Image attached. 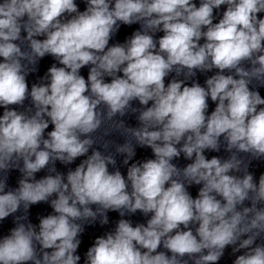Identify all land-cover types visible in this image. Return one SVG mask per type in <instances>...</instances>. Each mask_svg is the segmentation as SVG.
<instances>
[{
    "label": "clouds",
    "instance_id": "clouds-1",
    "mask_svg": "<svg viewBox=\"0 0 264 264\" xmlns=\"http://www.w3.org/2000/svg\"><path fill=\"white\" fill-rule=\"evenodd\" d=\"M86 2L83 12L75 0L0 2V106L5 109L0 116V172L5 174L0 178V220L21 206L27 213L30 205L57 197L51 200L56 214L42 217L38 232L21 222L26 215L15 217L16 227L0 239V264H78V236L84 231L78 221L99 217L107 224L109 210L122 217L138 210L153 215L147 226L120 219L114 233L96 238L86 264H188L185 256L194 264H216L229 245L234 252L247 249L234 264H264V245L253 246L264 234V207H258L264 204V174L257 185L238 156L264 157V107L258 108L264 98L249 88L253 80L264 85V18L257 15L264 12V0H201L199 7L193 0ZM221 5L227 9L213 23V11ZM65 14L71 18L62 20ZM118 22H140L143 31L108 47ZM22 29L27 33L23 38ZM156 31L164 32L158 49L149 34ZM39 36L46 38H34ZM24 40L30 51L15 43ZM46 54L63 67L53 64L47 73L50 83L33 84L29 93L26 75L34 69L28 66ZM244 62L251 67H243ZM87 65L92 67L86 81L79 71ZM213 68L219 71L206 79V87L176 79L165 85L173 71L187 79L194 70ZM225 70L239 78L224 75ZM29 95L33 115L8 108L23 105ZM209 97L216 107L206 115ZM134 100L152 104L138 110L131 107ZM129 109L139 111L140 127L116 123L131 137L116 152L126 154L127 165L135 155L134 140L150 147L155 159L133 163L125 179L119 170L109 172L108 166L116 164L112 154L93 150L67 173V182L60 173L35 179L50 163L70 164L85 156L104 121ZM45 117L54 125L48 138ZM221 137L229 158H206V149L220 150ZM181 153L193 160L183 169L171 162ZM12 168H19L23 178L18 188L5 191ZM241 171L242 177L230 174ZM186 183L203 185L195 199ZM245 201L251 206H243ZM195 223L194 234L189 225ZM161 244L171 256L157 251Z\"/></svg>",
    "mask_w": 264,
    "mask_h": 264
}]
</instances>
